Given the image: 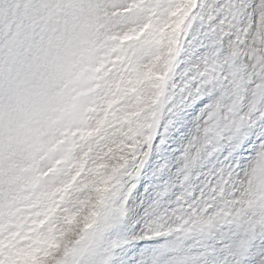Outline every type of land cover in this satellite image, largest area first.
Masks as SVG:
<instances>
[{
    "label": "snow or ice",
    "instance_id": "snow-or-ice-1",
    "mask_svg": "<svg viewBox=\"0 0 264 264\" xmlns=\"http://www.w3.org/2000/svg\"><path fill=\"white\" fill-rule=\"evenodd\" d=\"M0 264H264V0H0Z\"/></svg>",
    "mask_w": 264,
    "mask_h": 264
},
{
    "label": "rangeland",
    "instance_id": "rangeland-1",
    "mask_svg": "<svg viewBox=\"0 0 264 264\" xmlns=\"http://www.w3.org/2000/svg\"><path fill=\"white\" fill-rule=\"evenodd\" d=\"M181 132L182 129L171 131L168 136V142L161 147L159 152H154L145 165L143 175L141 176L138 185L139 191L143 193L144 197L150 196L158 183L166 178L164 175H154L156 169L161 163L168 162L170 165L168 175H171V172L175 170L176 165L173 161L178 154L177 149L181 143ZM145 188H147V192L144 191Z\"/></svg>",
    "mask_w": 264,
    "mask_h": 264
}]
</instances>
